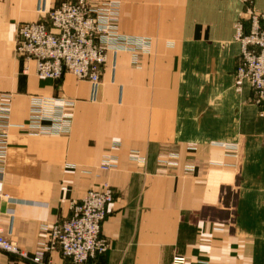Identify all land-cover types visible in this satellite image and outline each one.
<instances>
[{"label":"crops","instance_id":"0c3cea01","mask_svg":"<svg viewBox=\"0 0 264 264\" xmlns=\"http://www.w3.org/2000/svg\"><path fill=\"white\" fill-rule=\"evenodd\" d=\"M58 1L0 0V93L11 95L0 232L33 253L45 226L108 182L110 249L92 264H264V109L236 76L235 38L264 0H117L121 33L148 44L108 52L94 92L71 73L41 79L16 54L18 25ZM58 95L75 101L69 133L21 128L32 96ZM108 156L118 168L102 171ZM47 259L69 264L59 250ZM0 264L33 263L0 251Z\"/></svg>","mask_w":264,"mask_h":264},{"label":"built area","instance_id":"2783aa9c","mask_svg":"<svg viewBox=\"0 0 264 264\" xmlns=\"http://www.w3.org/2000/svg\"><path fill=\"white\" fill-rule=\"evenodd\" d=\"M121 4L117 0H61L47 8L40 3L42 20L21 23L16 35V54L25 61L34 60L41 79L58 81L66 73L92 84L97 90L108 52L135 51L148 44L119 29ZM235 38L241 44L236 67L238 80L246 79L253 90V102L264 109V10L252 13L249 26L240 19L235 24ZM75 103L64 96H32L25 131L36 135H60L70 132ZM11 105L9 96L0 93V196L8 151ZM173 158V157H172ZM175 165L173 160L166 161ZM118 168L114 157L100 164L102 171ZM114 200L110 183L102 182L87 191L81 200L71 202V215L61 223L45 226L46 239L29 253L0 232V251L33 264H51L47 255L59 250L69 264H92L98 255L110 249L102 235L109 205ZM171 264H188V259L174 255Z\"/></svg>","mask_w":264,"mask_h":264},{"label":"rangeland","instance_id":"374dc122","mask_svg":"<svg viewBox=\"0 0 264 264\" xmlns=\"http://www.w3.org/2000/svg\"><path fill=\"white\" fill-rule=\"evenodd\" d=\"M61 1V0H60ZM60 1H58V3L60 2ZM58 3H56V5H58ZM40 20H42V18L40 19ZM39 20V21H40ZM21 24V23H20ZM19 26V25H18ZM1 94H3V93H1ZM6 95H8L9 96V101H10V105H11V95H9V94H6ZM72 100V99H71ZM72 101H74V100H72ZM74 103H75V101H74ZM29 109H30V101H29ZM28 116H29V114H28ZM28 119V118H27Z\"/></svg>","mask_w":264,"mask_h":264}]
</instances>
